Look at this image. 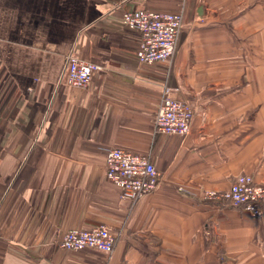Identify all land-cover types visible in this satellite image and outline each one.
Instances as JSON below:
<instances>
[{
	"label": "crops",
	"instance_id": "crops-1",
	"mask_svg": "<svg viewBox=\"0 0 264 264\" xmlns=\"http://www.w3.org/2000/svg\"><path fill=\"white\" fill-rule=\"evenodd\" d=\"M182 0H0V264H264V217L202 198L239 175L264 185V0H186L169 62L143 66L125 13ZM73 52L100 70L64 82ZM189 133L155 134L165 96ZM116 148L160 174L134 205L104 175ZM106 226L113 252L63 251L68 230Z\"/></svg>",
	"mask_w": 264,
	"mask_h": 264
},
{
	"label": "built area",
	"instance_id": "built-area-1",
	"mask_svg": "<svg viewBox=\"0 0 264 264\" xmlns=\"http://www.w3.org/2000/svg\"><path fill=\"white\" fill-rule=\"evenodd\" d=\"M185 5L186 0H182L180 9L175 12L145 10L122 16V25L138 33L139 46L135 56L139 64L152 66L173 59L184 26ZM99 70L97 65L79 59L73 52L65 57L63 75L68 76L67 83L72 88H85ZM168 92L165 88V96L156 109L154 132L183 137L189 133L193 110L186 101L168 97ZM104 175L118 188L120 199L130 205L155 191L160 181V174L148 156L116 148L105 153ZM202 198L230 208H242L253 218L264 217V185L255 183L249 175L237 176L225 191L206 190ZM114 244L115 236L101 225L88 231L68 230L57 246L63 251L94 249L110 255Z\"/></svg>",
	"mask_w": 264,
	"mask_h": 264
},
{
	"label": "water",
	"instance_id": "water-1",
	"mask_svg": "<svg viewBox=\"0 0 264 264\" xmlns=\"http://www.w3.org/2000/svg\"><path fill=\"white\" fill-rule=\"evenodd\" d=\"M64 82L67 84V82H68V76L65 74L64 75Z\"/></svg>",
	"mask_w": 264,
	"mask_h": 264
}]
</instances>
